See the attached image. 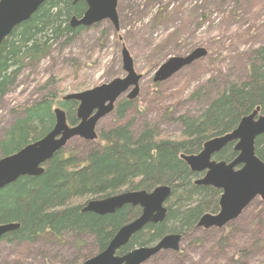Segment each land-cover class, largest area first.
Masks as SVG:
<instances>
[{
	"label": "trees",
	"instance_id": "1",
	"mask_svg": "<svg viewBox=\"0 0 264 264\" xmlns=\"http://www.w3.org/2000/svg\"><path fill=\"white\" fill-rule=\"evenodd\" d=\"M86 10L85 1L46 0L6 37L0 45V97L18 83L30 63L45 59L55 42L64 46L72 43L85 27H71V19L81 18ZM238 64L237 73L243 71V75L234 76L236 70L225 74L223 86L198 114L177 116L182 126L177 137L162 135L157 125L148 120L141 128L136 127L138 115L134 107L138 113L144 108L134 100L119 99L111 122L99 126L95 141L85 142L88 149L71 146L75 140L81 142L75 138L44 165L41 176L21 177L0 191V224L20 225L5 234L0 243L30 245L41 237L89 235L102 252L122 226L140 216L141 208L126 205L113 214L99 215L83 211L87 202L123 191H151L161 185L172 189L165 220L146 226L119 254L136 246L153 245L167 234L187 237L201 216L220 210L221 191L196 184L200 175L190 169L182 155L200 153L206 141L233 131L244 116L257 108L264 115V43L251 48ZM161 85L154 83L152 87L157 90ZM45 91L22 111H12L14 119L0 138L2 156L12 155L50 132L56 121V107L66 111L69 124L78 123V101L65 100L58 89ZM203 94L202 89L196 93ZM168 115L166 111L165 117ZM255 146L256 155L264 162V134L256 139ZM237 155L231 144L214 158L230 162ZM247 212L244 220H237L245 221L243 229L231 224L223 230L207 231L211 236L213 232L221 235L217 241H207L205 246L212 255H203V262L250 264V249L264 252V206ZM204 238L198 237L195 244L206 242ZM236 238L244 240L243 245L236 246L237 255L229 254L227 249ZM257 264H264L262 255Z\"/></svg>",
	"mask_w": 264,
	"mask_h": 264
},
{
	"label": "rangeland",
	"instance_id": "2",
	"mask_svg": "<svg viewBox=\"0 0 264 264\" xmlns=\"http://www.w3.org/2000/svg\"><path fill=\"white\" fill-rule=\"evenodd\" d=\"M117 11L118 28L110 21L87 27L71 44L64 46L57 41L45 59L28 62L30 65L23 70L18 83L0 97L1 139L14 119L12 111H22L34 103L44 89H58L65 96L125 77L124 48L134 59L136 72L142 75L140 94L134 104L145 111L138 113L134 107L138 115L136 127L141 128L148 120L157 125L162 135L177 137L182 132L177 116L198 114L223 86L225 74L236 70L239 60L251 48L264 43V0H119ZM198 47L206 48L208 55L170 79L158 82L162 83L160 88L153 89L154 75L163 63L171 57L186 56ZM235 72L234 76L243 75V71ZM199 89L204 92L201 96L196 95ZM112 117H105L100 125L111 122ZM85 142L88 141L75 140L71 146L88 149ZM2 157L5 156L0 151ZM259 200L262 201L256 198L228 225L243 229L247 210L264 206ZM240 218L242 223H237ZM213 229L216 228L196 227L183 237L179 251H162L144 264H208L201 260L203 255H212L205 245L221 235L207 233ZM198 237L207 240L196 245ZM236 240L227 249L229 254L234 255L236 246L243 245L244 240ZM27 244L1 242L0 264H83L100 253L89 235L41 237ZM250 250L248 261L257 264L264 252ZM178 252L182 253L174 254Z\"/></svg>",
	"mask_w": 264,
	"mask_h": 264
},
{
	"label": "water",
	"instance_id": "3",
	"mask_svg": "<svg viewBox=\"0 0 264 264\" xmlns=\"http://www.w3.org/2000/svg\"><path fill=\"white\" fill-rule=\"evenodd\" d=\"M45 1L0 0V45L17 26L29 20ZM79 1L86 2L87 10L81 18L71 19V27H91L110 21L118 28L119 0H74ZM207 54V49L198 47L186 56L171 57L158 68L153 81L164 82ZM122 59L125 77L65 97V100L79 102L77 124H69L66 111L57 107L54 110L55 125L50 132L16 153L0 158V191L21 177L41 176L45 171L44 165L72 139L95 141L98 138L97 124L114 110L118 99L126 95L127 99L134 100L139 96L142 75L136 72L134 59L126 48L122 50ZM259 113L260 109L254 110L244 116L232 132L208 140L200 153L182 155L193 172L204 173L196 184L212 186L222 191L219 212L204 214L197 224L198 228H223L240 217L256 198L264 200V162L256 155L255 146L256 139L264 134V115ZM231 143H235V150L238 152L233 161L213 159L215 154ZM171 194L170 186L161 185L150 192L123 191L103 199L88 201L84 212L113 214L126 205L139 206L142 212L139 217L118 230L105 250L83 264H144L162 251H179L182 235L167 234L154 245L135 247L124 255L118 253L146 226L165 220V204ZM19 228L17 223L0 224V239Z\"/></svg>",
	"mask_w": 264,
	"mask_h": 264
},
{
	"label": "flooded vegetation",
	"instance_id": "4",
	"mask_svg": "<svg viewBox=\"0 0 264 264\" xmlns=\"http://www.w3.org/2000/svg\"><path fill=\"white\" fill-rule=\"evenodd\" d=\"M13 31H14V30H13ZM12 33H13V32H12ZM12 33H11V34H12ZM11 34H10V35H11ZM5 39H6V38H5ZM5 39H4V40H5ZM4 40H3V41H4ZM1 44H2V43H1ZM115 106H116V104H115ZM114 109H115V108H114ZM113 111H114V110H113ZM113 111H112L111 113H113ZM111 113L108 114V115H106L105 117L111 115ZM105 117H103L102 119H104ZM102 119H101V120H102ZM101 120H100V121H101ZM100 121H99V123L97 124V133H98V134H99V132H98V128H99V126H100ZM137 207H138V206H137ZM129 243H130V242H129ZM129 243H128V244H129ZM128 244H127V245H128ZM127 245H126V246H127ZM124 247H125V246H124ZM122 248H123V247H122ZM122 248H121V249H122ZM121 249H120V250H121ZM133 249H134V247H133L132 249H130L129 251H131V250H133ZM120 250H119V251H120ZM129 251H127L126 253H123V254H121V255L127 254Z\"/></svg>",
	"mask_w": 264,
	"mask_h": 264
},
{
	"label": "bare ground",
	"instance_id": "5",
	"mask_svg": "<svg viewBox=\"0 0 264 264\" xmlns=\"http://www.w3.org/2000/svg\"><path fill=\"white\" fill-rule=\"evenodd\" d=\"M61 36V35H60ZM53 127V126H52Z\"/></svg>",
	"mask_w": 264,
	"mask_h": 264
}]
</instances>
